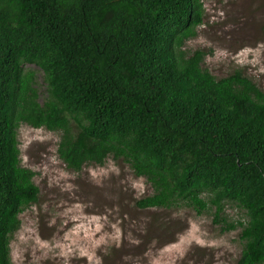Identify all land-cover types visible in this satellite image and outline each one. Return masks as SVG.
<instances>
[{
    "label": "trees",
    "instance_id": "obj_1",
    "mask_svg": "<svg viewBox=\"0 0 264 264\" xmlns=\"http://www.w3.org/2000/svg\"><path fill=\"white\" fill-rule=\"evenodd\" d=\"M204 14L202 0H0V264H13L19 215L39 199L23 124L59 133L73 171L124 161L153 191L136 208L214 210L221 232L241 228L236 264H264V92L184 49ZM226 200L246 222L227 220Z\"/></svg>",
    "mask_w": 264,
    "mask_h": 264
},
{
    "label": "rangeland",
    "instance_id": "obj_2",
    "mask_svg": "<svg viewBox=\"0 0 264 264\" xmlns=\"http://www.w3.org/2000/svg\"><path fill=\"white\" fill-rule=\"evenodd\" d=\"M203 8L204 23L184 49L210 51L203 67L217 79L241 71L264 92V0H203ZM26 69L35 72L42 102L43 73L31 64ZM59 140L44 127L18 129L21 165L34 172L39 199L19 215L10 239L13 264H236L240 227L221 232L214 210L136 208V199L153 192L145 178L112 158L68 169ZM223 214L247 220L234 201L224 202Z\"/></svg>",
    "mask_w": 264,
    "mask_h": 264
},
{
    "label": "clouds",
    "instance_id": "obj_3",
    "mask_svg": "<svg viewBox=\"0 0 264 264\" xmlns=\"http://www.w3.org/2000/svg\"><path fill=\"white\" fill-rule=\"evenodd\" d=\"M202 3H203V0H202Z\"/></svg>",
    "mask_w": 264,
    "mask_h": 264
},
{
    "label": "bare ground",
    "instance_id": "obj_4",
    "mask_svg": "<svg viewBox=\"0 0 264 264\" xmlns=\"http://www.w3.org/2000/svg\"><path fill=\"white\" fill-rule=\"evenodd\" d=\"M86 250V249H85ZM83 259V258H82Z\"/></svg>",
    "mask_w": 264,
    "mask_h": 264
}]
</instances>
